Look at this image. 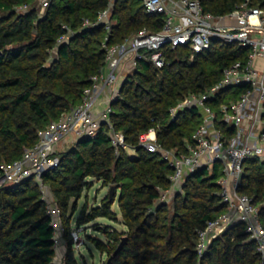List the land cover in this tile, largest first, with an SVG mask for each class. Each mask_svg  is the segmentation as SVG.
Returning a JSON list of instances; mask_svg holds the SVG:
<instances>
[{"label": "trees", "instance_id": "trees-1", "mask_svg": "<svg viewBox=\"0 0 264 264\" xmlns=\"http://www.w3.org/2000/svg\"><path fill=\"white\" fill-rule=\"evenodd\" d=\"M199 1L214 16H227L247 2L264 10V0ZM108 3L51 0L42 9L39 0H0V168L19 161L38 143L40 132L83 103L85 91L105 67L108 35L111 46L163 27L161 16L146 14L143 0H115L110 34L104 25L84 27L86 21L97 22ZM249 53V48L213 41L210 49L197 54L185 46L164 47L162 68L140 60L127 72L108 121L93 136L59 149V166L43 173V187L31 178L0 189V264H54L57 249L44 189L61 211L65 264H79L72 224L87 228L100 218L120 223L113 210L116 202L126 231L93 225L107 239H91L105 256L103 264H259L257 244L248 240L240 222L215 239L202 259L198 257L199 231L228 210L220 197V163L189 175L172 203L164 204L160 200L173 188L174 168L162 153L140 147L141 136L156 129L164 150L186 155L202 114L192 108L172 119L171 109L189 95L211 90L226 68L246 60ZM246 90L247 86L223 90L209 102L217 114V128L226 137L233 136L235 128L224 121L220 108ZM112 131L124 134L136 157L125 149L116 151ZM91 180L113 187L115 194L111 198L108 192L99 206H85L78 214ZM238 193L260 207L264 227V161L252 158L244 163Z\"/></svg>", "mask_w": 264, "mask_h": 264}, {"label": "built area", "instance_id": "built-area-1", "mask_svg": "<svg viewBox=\"0 0 264 264\" xmlns=\"http://www.w3.org/2000/svg\"><path fill=\"white\" fill-rule=\"evenodd\" d=\"M50 1L39 0L42 9ZM114 4L115 0H109L97 22L86 21L84 27L93 29L104 25L110 34ZM143 6L146 14L163 18L162 29L155 33L143 30L123 43L111 46L107 44L108 35L104 43L107 50L105 67L93 78V86L85 91L83 103L40 132L38 143L27 149L19 161L1 166L0 189L20 185L31 178L43 187V173L59 166L60 160L55 154L60 145L93 136L101 124L108 121L112 102L120 98L122 84L119 80L125 67L132 71L140 60L146 59L162 68L165 64L163 48L166 46L173 49L185 46L194 54L210 49L213 41L249 48L247 59L226 68L220 82L211 90L189 95L171 109L172 119L192 108L199 109L202 114V124L194 133L193 144L188 145L186 155L164 150L157 142L156 129L141 136L140 147L149 153H162L165 161L174 168L173 188L160 200L164 204L172 203L176 189L185 184L189 175L201 168L211 170L220 163L223 166V177L219 180L220 197L228 210L199 231L198 257L202 259L215 239L240 222L245 225L248 240L257 244L259 264H264V227L260 207L254 204L253 198L238 193L244 163L252 158L264 161V10L253 8L247 2L227 16H214L204 11L199 0H143ZM25 9L19 8L20 11ZM260 58L263 59L262 65L258 63ZM239 86H247V90L236 101L220 108L224 121L235 128V134L226 137L217 128V114L209 102L221 91ZM102 105L103 110H99ZM111 138L116 151L128 150L123 133L112 131ZM43 191L58 249L64 243L61 211L52 195L45 189ZM82 229L77 226L72 229L71 234L77 243Z\"/></svg>", "mask_w": 264, "mask_h": 264}, {"label": "rangeland", "instance_id": "rangeland-1", "mask_svg": "<svg viewBox=\"0 0 264 264\" xmlns=\"http://www.w3.org/2000/svg\"><path fill=\"white\" fill-rule=\"evenodd\" d=\"M55 57L56 54L54 53L53 58ZM64 144L66 143L60 145L59 149H62V146ZM128 154L131 157H136V151L134 150H128ZM91 181L93 182V186L90 189H85L82 200L79 203L80 208L83 207L86 201H88L90 204L94 203L95 201L100 202L101 199L109 192V189L102 188V184L99 183L97 180H91ZM114 209L118 214H120L119 207L117 205L114 206ZM96 223H101L99 224L100 226H108L117 231H122L124 229L123 228L124 224L122 223V219L120 220V223L112 222L107 219L98 220L95 223H93V225ZM93 225L89 224L88 226H85L87 228L82 229L83 231L80 234V239L78 243L74 241L75 256L79 264H103L105 260V256L97 250V248L92 243L91 239L97 238L102 241H107V239L106 237H104L102 233L96 231V228ZM72 227H73L72 229H75L76 227L75 223L72 224ZM66 253H67V248L65 243H63L57 249L54 264H65Z\"/></svg>", "mask_w": 264, "mask_h": 264}, {"label": "crops", "instance_id": "crops-1", "mask_svg": "<svg viewBox=\"0 0 264 264\" xmlns=\"http://www.w3.org/2000/svg\"><path fill=\"white\" fill-rule=\"evenodd\" d=\"M258 63L260 64V65H262V63H263V59H259V61H258ZM128 70H130V67H125V70H124V72L122 73V75L120 76V80H119V83L120 84H123V81H124V79H125V76H126V73L128 72ZM103 97H105V96H103ZM105 99V98H104ZM103 105L102 106H100L99 107V110H103ZM66 144H64L63 146H62V149H65V148H67V147H69V145L71 144V141H68V142H65ZM68 143V144H67ZM99 183H101L100 181H98ZM103 188V187H102ZM108 189V188H107ZM106 196V195H105ZM104 196V197H105ZM103 197V198H104ZM102 198V199H103ZM102 199H101V201H102ZM82 200V199H81ZM80 200V201H81ZM101 201L99 202V201H95L94 203H92V204H90L88 201H86V203L83 205V207H85V206H88V208H93V207H96V206H99L100 205V203H101ZM80 203V202H79ZM115 205H117L118 206V204H117V202L114 204V206ZM114 206H113V210L116 212V210L114 209ZM83 207H81L80 208V205H79V213H80V211H81V209L83 208ZM119 207V206H118ZM117 213V212H116ZM118 214V213H117ZM118 216H119V219L121 220V215L120 214H118ZM102 219H104V218H100V219H98V220H102ZM98 220H96V221H98ZM95 221V222H96ZM94 222V223H95ZM96 224H101V223H96ZM92 225H93V223H92ZM123 230L122 231H120V232H125L126 231V227H125V225H123Z\"/></svg>", "mask_w": 264, "mask_h": 264}, {"label": "water", "instance_id": "water-1", "mask_svg": "<svg viewBox=\"0 0 264 264\" xmlns=\"http://www.w3.org/2000/svg\"><path fill=\"white\" fill-rule=\"evenodd\" d=\"M109 194H110V197L112 198L115 194V189L113 187L109 188ZM126 241V238L124 239V241L121 243V245L119 246V248L117 249V251L115 252V255L118 254V252L123 248V245Z\"/></svg>", "mask_w": 264, "mask_h": 264}]
</instances>
